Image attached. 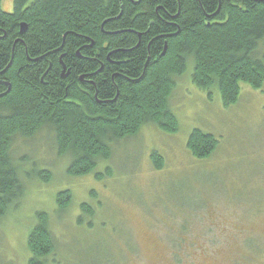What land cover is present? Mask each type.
Segmentation results:
<instances>
[{
	"label": "trees",
	"instance_id": "trees-1",
	"mask_svg": "<svg viewBox=\"0 0 264 264\" xmlns=\"http://www.w3.org/2000/svg\"><path fill=\"white\" fill-rule=\"evenodd\" d=\"M263 41L264 0H13L11 12L0 10V220L24 195L17 139L24 148L45 131L58 157L70 158L68 177L101 181L95 169L117 143L146 126L178 131L170 100L188 61L193 85L208 96L217 87L225 107L241 84L260 90ZM217 145L196 130L186 148L203 160ZM151 161L162 169L157 153ZM38 177L47 183L51 174ZM71 202L68 190L58 193V212ZM79 210L83 226L94 211ZM37 220L29 264H44L55 248L49 217Z\"/></svg>",
	"mask_w": 264,
	"mask_h": 264
},
{
	"label": "rangeland",
	"instance_id": "rangeland-1",
	"mask_svg": "<svg viewBox=\"0 0 264 264\" xmlns=\"http://www.w3.org/2000/svg\"><path fill=\"white\" fill-rule=\"evenodd\" d=\"M12 2L1 0L0 10L11 12ZM192 72L188 61L170 100L178 131L146 126L117 143L95 169L101 181L68 177L70 158L58 157L53 135L42 131L24 148L17 139L11 152L24 195L0 220V264H29L39 213L49 217L55 247L44 264H264V84H241L236 104L225 107L217 87L208 96L193 85ZM196 130L218 142L203 160L186 148ZM45 171L47 183L38 177ZM66 190L72 202L59 213L56 197ZM83 203L94 216L79 226Z\"/></svg>",
	"mask_w": 264,
	"mask_h": 264
},
{
	"label": "water",
	"instance_id": "water-1",
	"mask_svg": "<svg viewBox=\"0 0 264 264\" xmlns=\"http://www.w3.org/2000/svg\"><path fill=\"white\" fill-rule=\"evenodd\" d=\"M21 31H22V33L25 31V26H22V27H21ZM64 69H65V68L63 67V71H64Z\"/></svg>",
	"mask_w": 264,
	"mask_h": 264
}]
</instances>
